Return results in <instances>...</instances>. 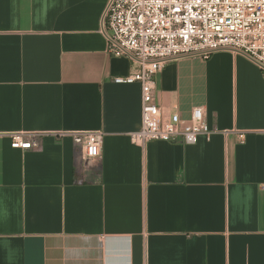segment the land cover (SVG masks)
Returning a JSON list of instances; mask_svg holds the SVG:
<instances>
[{"label": "crops", "instance_id": "crops-1", "mask_svg": "<svg viewBox=\"0 0 264 264\" xmlns=\"http://www.w3.org/2000/svg\"><path fill=\"white\" fill-rule=\"evenodd\" d=\"M108 0H0V264H264V81L242 53L168 61L165 115L195 144H135L134 65L108 52ZM103 133L84 160L71 133ZM40 146H11L10 133Z\"/></svg>", "mask_w": 264, "mask_h": 264}, {"label": "built area", "instance_id": "built-area-1", "mask_svg": "<svg viewBox=\"0 0 264 264\" xmlns=\"http://www.w3.org/2000/svg\"><path fill=\"white\" fill-rule=\"evenodd\" d=\"M108 52L134 65L116 83L140 86V126L133 143L178 141L195 144L211 130L204 109L195 106L188 119L174 110L165 115L154 97L155 76L165 63L182 57L208 59L219 50L242 53L260 69L264 81V0H108L102 16ZM11 146L36 149L37 133H10ZM84 160L100 155L103 133H71Z\"/></svg>", "mask_w": 264, "mask_h": 264}]
</instances>
